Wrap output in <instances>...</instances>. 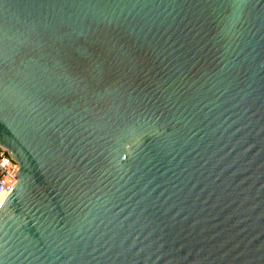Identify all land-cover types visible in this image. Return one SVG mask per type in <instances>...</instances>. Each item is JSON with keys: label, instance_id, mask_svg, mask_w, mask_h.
<instances>
[{"label": "water", "instance_id": "95a60500", "mask_svg": "<svg viewBox=\"0 0 264 264\" xmlns=\"http://www.w3.org/2000/svg\"><path fill=\"white\" fill-rule=\"evenodd\" d=\"M0 264H264V0H0Z\"/></svg>", "mask_w": 264, "mask_h": 264}, {"label": "built area", "instance_id": "2783aa9c", "mask_svg": "<svg viewBox=\"0 0 264 264\" xmlns=\"http://www.w3.org/2000/svg\"><path fill=\"white\" fill-rule=\"evenodd\" d=\"M18 163L8 151L0 146V195L7 194L17 181Z\"/></svg>", "mask_w": 264, "mask_h": 264}, {"label": "bare ground", "instance_id": "6f19581e", "mask_svg": "<svg viewBox=\"0 0 264 264\" xmlns=\"http://www.w3.org/2000/svg\"><path fill=\"white\" fill-rule=\"evenodd\" d=\"M5 194L0 195V201L4 198Z\"/></svg>", "mask_w": 264, "mask_h": 264}]
</instances>
